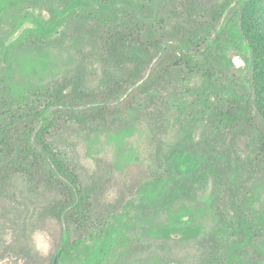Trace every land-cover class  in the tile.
Wrapping results in <instances>:
<instances>
[{"label": "rangeland", "instance_id": "1", "mask_svg": "<svg viewBox=\"0 0 264 264\" xmlns=\"http://www.w3.org/2000/svg\"><path fill=\"white\" fill-rule=\"evenodd\" d=\"M70 3L10 1L13 10L0 25V78L17 86L44 85L72 71L75 80L86 81L93 99L112 102L116 96L109 90L116 81L93 61V35L103 34L108 22L122 25L127 19L123 10L103 16L83 4L50 34L38 32V22L57 19ZM228 53L233 72L249 76L250 53L237 48ZM4 87L0 84V123L6 117ZM131 98L128 94L104 118L88 115L85 124L76 113L59 115L56 134L72 151L83 188L91 190L85 216H70L68 223L59 218L65 199L56 185L31 194L12 179L0 189V264H264V121L258 111L254 128L244 135L229 130L221 145L216 125L210 127L213 147H226L225 155L235 160L224 158L214 167L212 161L207 177L187 178L181 170L177 175L184 180L177 188L167 154L181 139L179 98ZM202 131L199 127L197 138ZM206 148L211 146L200 144L198 150ZM173 188L174 199L166 200L163 195ZM243 217L249 238L237 224Z\"/></svg>", "mask_w": 264, "mask_h": 264}, {"label": "trees", "instance_id": "2", "mask_svg": "<svg viewBox=\"0 0 264 264\" xmlns=\"http://www.w3.org/2000/svg\"><path fill=\"white\" fill-rule=\"evenodd\" d=\"M10 1L16 0H0V25L13 10ZM83 4L103 16L123 10L127 19L122 25L108 22L103 34L93 35L92 41L93 61L115 78L109 90L116 96L114 101L93 99L96 96L86 81L75 80L72 71L44 85L17 86L6 76L0 78L5 86L2 97L7 100L3 103L6 117L0 123V189L12 179L20 180L31 194L56 185L65 199L58 216L66 223L70 216H85L91 190L83 188L73 153L56 134L62 125L59 115L76 113L85 124L88 115L104 118L112 112L109 109L121 107L128 94L132 98L145 94L158 102L177 95L181 139L167 154L170 180L177 188L184 180L177 175L181 170L187 178L207 177L212 161L213 167L224 158L232 164L234 156L227 151L225 155L220 141L229 130L244 135L254 128V110L264 121L263 0H71L57 19L40 21L36 29L50 34ZM231 48L250 53L249 76L233 72ZM213 125L218 129V147L209 138ZM199 127L203 131L197 138ZM261 140L264 145V134ZM200 144L212 150L199 151ZM242 157L237 155L236 161ZM235 173L230 174L232 181ZM176 191L166 190L163 197L174 199ZM237 224L249 238V220L243 217ZM68 236L67 230L63 243ZM95 250L99 252L100 244Z\"/></svg>", "mask_w": 264, "mask_h": 264}, {"label": "water", "instance_id": "3", "mask_svg": "<svg viewBox=\"0 0 264 264\" xmlns=\"http://www.w3.org/2000/svg\"><path fill=\"white\" fill-rule=\"evenodd\" d=\"M56 262V261H55Z\"/></svg>", "mask_w": 264, "mask_h": 264}]
</instances>
